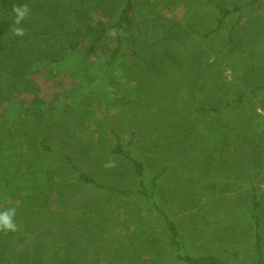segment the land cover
<instances>
[{"label": "trees", "instance_id": "16d2710c", "mask_svg": "<svg viewBox=\"0 0 264 264\" xmlns=\"http://www.w3.org/2000/svg\"><path fill=\"white\" fill-rule=\"evenodd\" d=\"M157 1L147 0L146 7ZM262 1L192 0L199 17L192 23V28L195 32L201 26L206 27L203 40L209 36L223 37L228 44L233 43L236 36L242 39L241 36L247 35L253 44L249 46V53L255 56V49L264 43V18L251 14L262 9ZM24 4L29 6L30 15L20 25L25 35L18 37L10 31L16 26L13 7ZM140 4L141 0H0V104L4 108L5 119L0 124L4 128L0 136V163L8 155L7 150H12L9 154L15 159L6 173L13 175V170H16L20 174L16 180L0 175V209L15 207L16 220L22 214L23 205L30 208L32 205H28L32 199L33 203H38L43 198L41 194H44L42 189L45 186L58 185L63 191L62 196L66 195V189L75 192L79 188H82L79 191H83L85 187L103 189V199L107 195L126 198L141 194L157 205L154 197L162 172L152 178L150 191L144 180L146 166L142 155L141 158L134 157L130 148L116 140L104 146L96 138L92 126L99 100L111 104L135 98H159L163 105L157 109L153 104L148 107L150 119L152 117L153 122L157 119L148 133L151 138L163 132L156 136L158 147L163 154H171L167 162L170 167H175L172 170L178 174H190L189 170L191 173H200L202 178L210 174H231L232 168L226 166L232 162L229 160L230 151L238 147L233 138L238 128L242 129L238 144L249 141L250 145H254L255 158L234 159L232 167L242 173L253 171L251 168H260L264 172V115L253 110L252 113H244L243 123L240 117L236 122L230 118L232 113L245 105L249 97L264 91V81L250 85L246 91L235 96L218 93L214 97L202 95L197 104L191 105L186 100L183 103L178 92L181 87L177 82L167 78V73L176 68L187 69L188 73L191 71V76L197 77L201 70L216 66L215 58L219 54L229 51L230 55H234L237 50L245 52L248 45L243 47L244 44L238 40L227 51L218 48L213 50V55L212 47L198 46L187 67L181 52L172 46L187 39L189 34L186 25L181 20L168 19L162 12L154 10L147 11L145 15ZM248 26L249 32L241 28ZM226 28L228 34L226 32L222 36ZM259 61H254L249 76L264 71ZM59 77L67 84L69 81V87L65 83H54L55 87L47 98L39 97L33 102L34 110L28 115V108L22 107L24 104L20 100L24 84L29 86L32 83V87H37L36 92L40 94V81L56 82ZM208 83L202 80L200 85L205 88ZM211 85L219 89L221 81L216 80ZM43 125H46L47 133L42 129ZM111 133L118 141L117 131L111 129ZM51 139H63L68 146L86 147L84 151L76 148L81 158L97 148L99 155L90 156V163L86 167L90 170L92 166L93 171L83 170L77 163L79 156L63 149L62 143L53 147ZM245 154L252 153L247 150ZM49 155H55L52 160L54 163L49 167L44 166ZM175 159L177 162L173 165ZM40 160L38 166L43 168L42 171L29 172V167ZM108 161H114L116 167L106 169L104 164ZM20 165L24 170L19 168ZM125 170H132L138 176L139 189L109 186L97 179L98 175H103L101 173L123 176ZM18 179L21 180L17 184ZM182 190H175V197ZM256 190L252 186V219L259 224L260 202ZM83 197H73L78 199L80 205L76 206V203L71 207L72 210H64L61 214L58 211L59 218L63 215L61 220H49L54 226L64 222L67 228V242L60 251L63 264L99 262L96 257L107 246V242L103 243L108 239L105 234L117 230L119 226L118 216L110 212L108 216L103 213L105 206L100 204V199L88 200ZM73 202L76 201L68 203ZM114 203V198L110 197L108 204L113 206ZM78 212L79 218L75 216ZM165 223L169 244L180 248L177 223L169 219ZM160 231L157 229L156 232ZM7 234L0 232V244L4 243ZM98 243L99 249L91 253ZM80 244L84 247L78 250ZM257 245L258 253L251 264H264V254L259 243ZM104 254L105 259H108V252ZM180 259L184 264H229L210 253L197 257L188 254L180 256Z\"/></svg>", "mask_w": 264, "mask_h": 264}, {"label": "rangeland", "instance_id": "374dc122", "mask_svg": "<svg viewBox=\"0 0 264 264\" xmlns=\"http://www.w3.org/2000/svg\"><path fill=\"white\" fill-rule=\"evenodd\" d=\"M191 2L192 0H158L157 3L146 7L147 0H141L140 4L145 15H147V11L154 10L155 12H162L168 19L181 20L186 25L189 34L187 39L184 42L173 43L172 46L176 51L181 52L187 67L190 63V57L197 52L198 46L212 47V55L213 50L217 48L227 51L238 40L244 44L243 47L246 45L248 47H246L245 52L237 50L234 55H230L229 51L219 54L215 58L216 66L204 71L201 70L197 77L191 76V71L188 73L187 69L169 70L167 78L171 82H177L176 84L181 87L178 92L181 94L183 103L186 100L191 105H195L200 96L214 97L215 93L235 96L246 91L250 85L263 83L264 71L256 73L253 77L249 76L248 72L252 69L255 60H260V64L264 67V43L257 49L253 48L255 49L254 56L253 53H249L251 51L249 46H253V44L247 35H245L246 37L241 36L242 39L236 36L234 42L229 44L226 39L223 40V37L209 36L203 40L202 36L207 28L201 26L194 32L192 23L194 20H199V17L196 15ZM261 7L262 9L252 13L251 16L257 15L264 18V0ZM241 28L245 32L250 31L249 26ZM226 32L228 34L227 28L223 30L222 36H225ZM202 80L209 82L205 88L200 85ZM216 80L221 81V88L219 89L211 85ZM48 81L50 82L43 79L40 81L41 84H38L40 94L39 91L36 92L37 87H32V83H29V86L24 84V92L20 100L24 104L22 107L28 108V115H31L32 110H34L33 102L39 97L44 98L45 96L47 98L50 91L55 87L54 83H65L67 87L70 83L68 81L67 84L60 77L57 81L55 80L56 82ZM151 104L155 105V109H157L158 106L163 105V102L156 96L148 99L135 98L128 102H112L111 104L105 100H99L94 110L92 129L96 132V138L104 146L116 140V142L123 143L124 147L130 148L134 157L141 158L140 155H142L146 166L144 180L150 191L152 190V178L162 172L154 197L157 205L155 206L152 199L145 198L141 194H134L126 198L110 196L114 198L115 202L113 206H110L108 204L110 197L107 195L106 199H103L105 194L103 189L99 187L93 189L85 187L83 191H79L82 188L79 190L76 188L77 191L75 192L66 189L64 191L66 195L62 196L63 191L58 185L45 186L42 189L44 194H41L43 198L38 200V203H33L32 199L28 205H32V207L22 206V214L16 220L18 230L7 234L4 243L0 244V264H63L60 251L67 242V228L64 222L59 226H54L49 220H61L63 215L60 218L58 215L64 210H72L71 207L78 203L77 200L81 195L88 200L100 199V204L105 206L103 213L106 216L110 212L118 216V220L120 218L118 221L120 227L118 226L117 230L105 234L108 235V239H105L103 243L107 242V246L102 254L97 255L96 258L99 259V262L94 261L90 264H184L180 256L190 254L197 257L208 253L216 255L220 260L222 259L229 264H251L256 252L258 253V243L264 254L263 169L251 168L253 171L247 172L248 170H246L245 173H242L232 167L235 162L234 159L244 157L246 160H250L251 156L252 160L255 158L254 145H250L249 141L238 144V135L242 129L238 128L233 135L238 147L232 146L234 150L229 153L231 156L229 160L232 162L226 166L232 168L233 173L231 171V174H210L205 176L207 178H202L200 173H191L189 170L190 174L181 175L172 170L175 167L172 165L170 167L169 162H167L171 154H163L158 147L159 140L156 136L163 132L154 137H149L148 131L157 121L156 119L153 122L152 117L150 119L148 107ZM1 105L0 124H3V120H5L3 118L4 108ZM262 106H264V91L249 97L245 105L232 113L230 118L236 122L237 118L240 117L241 123H243L242 114L244 113H252L253 110L264 115ZM42 129L44 132L48 130L46 125H43ZM111 129L117 131L118 141L112 135ZM167 131L170 132V129ZM2 133H4V128L0 125V136ZM55 136L59 138L57 134ZM50 141L53 147L62 143L63 149L70 151L77 157L80 152L76 151V148H80L81 151L86 148L81 145L69 144L72 146H68L63 139H51ZM247 150L252 154H245ZM9 152L12 153L13 151L7 150L8 155L1 160L0 175L1 177L10 176L11 179L13 177L16 180L17 176L20 175L19 172L13 170V175L6 173V169L15 159ZM89 154L77 158V163L87 172L93 171L92 166L90 170L86 169L90 163L88 161L90 156L97 157L99 155L97 148ZM260 155L262 156V153ZM54 156L49 155L44 166L49 167L53 164ZM176 162L175 159L173 165H176ZM40 163L41 160L36 161L34 165L29 167V172H41L43 168L38 166ZM19 168L24 170L22 165ZM125 172L126 174L123 176L116 174L109 176L110 174L101 173L103 175H98L97 179L109 186L117 185L121 188L139 189V178L134 171L125 170ZM252 176L254 177L252 178ZM20 180L16 181L17 184ZM252 186L256 187L260 202L258 209L259 224L252 219ZM181 188L183 189L182 192L175 197V190L181 191ZM74 196H78V199L73 198ZM69 201L76 202L68 203ZM92 206L94 207L93 204ZM71 212L73 213V211ZM47 213L50 214L47 215ZM79 215V212L75 214L77 218ZM98 216H100L99 213ZM77 218L74 217V219ZM167 219L175 221L178 225L180 248L169 244V234L164 229ZM66 220H68L67 217ZM157 229H161L160 233L156 232ZM85 242L82 244L87 245ZM82 244L78 245V250L84 247ZM99 244H96L91 253L96 252L97 248L100 247ZM105 252H108V259H105ZM102 260L104 261L102 262Z\"/></svg>", "mask_w": 264, "mask_h": 264}, {"label": "clouds", "instance_id": "9594fccd", "mask_svg": "<svg viewBox=\"0 0 264 264\" xmlns=\"http://www.w3.org/2000/svg\"><path fill=\"white\" fill-rule=\"evenodd\" d=\"M14 14V27L10 29L11 33L14 36L23 37L25 35V30L22 25V22L30 15V8L27 4L22 6L13 7ZM106 169L115 168L116 164L114 161H108L104 164ZM7 199V198H5ZM9 203H11L9 201ZM17 211L15 207H5L0 209V232L5 234L15 232L18 230V225L16 223Z\"/></svg>", "mask_w": 264, "mask_h": 264}]
</instances>
